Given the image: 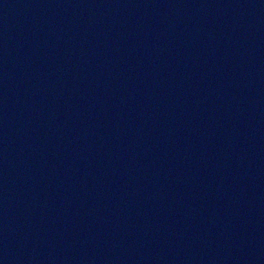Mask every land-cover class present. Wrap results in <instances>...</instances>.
I'll list each match as a JSON object with an SVG mask.
<instances>
[{"label": "water", "instance_id": "water-1", "mask_svg": "<svg viewBox=\"0 0 264 264\" xmlns=\"http://www.w3.org/2000/svg\"><path fill=\"white\" fill-rule=\"evenodd\" d=\"M0 264H264V0H0Z\"/></svg>", "mask_w": 264, "mask_h": 264}]
</instances>
